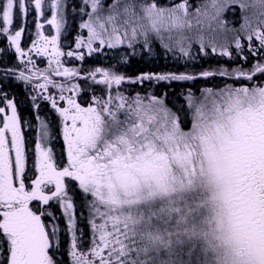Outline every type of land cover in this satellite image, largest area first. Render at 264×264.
<instances>
[{
  "label": "snow or ice",
  "instance_id": "snow-or-ice-1",
  "mask_svg": "<svg viewBox=\"0 0 264 264\" xmlns=\"http://www.w3.org/2000/svg\"><path fill=\"white\" fill-rule=\"evenodd\" d=\"M31 3L43 15V0ZM234 4L256 10L255 26L243 14L239 28L228 26L223 16ZM83 5L80 12L87 19L80 27L88 35L86 40L76 38V48L87 47L89 54L104 46L132 48L142 38L144 47L158 41L166 52L191 61L197 60L194 43L203 56L219 53L232 59L235 53L245 63L253 60L247 68L145 73L136 77L139 82L219 75L249 83L205 88L200 97L189 90L184 97L190 114L187 128L164 96L109 91L82 106L72 96L60 95L66 107L58 106L55 96H45L61 117L67 163L59 167L52 148L43 146L49 125L41 120L38 175L28 185L21 118L16 103L5 95L0 107V264H63L56 259L58 242L53 239L59 226L49 228L43 219L52 213L30 206L53 199L72 232V264H264V81L253 82L257 74L264 76V0H199L195 5L189 0H83ZM17 8L23 23L27 0L0 3V35L11 32ZM50 9L47 23L56 35L38 33L33 49L51 57L55 75L78 76L59 59L64 55L58 46L65 23L63 0H50ZM23 31L21 27L6 37L21 57ZM97 41L100 47L94 48ZM67 55L84 59L82 53ZM45 72L39 73L44 83L36 87L47 91L52 85L63 92L65 86ZM88 76L109 90L130 79L99 67ZM17 79L30 81L32 76L20 71ZM79 87L73 84L68 91ZM65 178L78 182L85 197H91L93 238L87 251L78 243ZM48 186H54L50 194Z\"/></svg>",
  "mask_w": 264,
  "mask_h": 264
},
{
  "label": "rangeland",
  "instance_id": "rangeland-1",
  "mask_svg": "<svg viewBox=\"0 0 264 264\" xmlns=\"http://www.w3.org/2000/svg\"><path fill=\"white\" fill-rule=\"evenodd\" d=\"M5 2V0H0V3ZM28 2V6L30 5V7L28 8L29 14L32 15V18L34 17V14L36 12L34 5L31 3V0H27ZM189 2L193 5L197 4L199 2V0H189ZM245 2H247V0H245ZM64 3V27L61 29V33L60 35L62 36L63 34H65L66 37H68L66 44L69 45L68 48H64L63 46H60L59 48L61 49V51L64 53V55L62 57H60V61L63 67H67L70 69H76L79 72L78 76H73L71 78H67V77H63L60 78L58 76L55 75L54 72H52L50 70V66L48 61L51 59V57L49 56L48 60L46 61V64L44 66V69H49V71H47L45 74L49 75L54 81H56L59 84H63L65 86V90L63 92H61V90L59 88H56L52 85H48L47 91H40L38 93H30L29 98H27V91L25 92H21L20 93V97L26 99H31L33 96L38 97L36 99V101L34 102V106H31V104H27V106H21V113L23 115H27V113L29 114V118L27 119V130L28 133H26L29 136V140H28V136H27V141L30 143V152L33 150V144L35 142H38V137L40 134V124H41V120L45 121L46 123H48L49 125V130L52 129V132H54L55 136L60 137V139L57 138V141L54 142V144L52 145L51 143V135L49 132V139L48 141L44 142L43 146L45 147H51L53 150V154H54V160L57 163V165L59 167H63L66 165L67 163V154H66V145L64 143L63 140V134H62V123H61V117L59 116V113H57L55 111V109L52 108L51 102L48 100H45L44 97L48 96V95H53L55 96L56 100H57V104L60 107H66L67 103L66 101H61L59 99L60 95H63L65 97L68 96H72L74 99L77 100L78 103H81L82 106H87L88 103L92 102V97L93 96H97V97H106V93H108L109 91L112 92V94H115L116 91H119L120 93L127 95V96H134L135 94L139 93L142 96H146L148 94H155L158 96H164L165 97V101H167V90L172 89L174 84L176 83V85L182 86V85H187L188 87L191 86V84H194V82H192L193 80H186V81H162L160 87L158 88L159 91H157L155 88L148 90L147 88H139L136 89L135 91L133 89H125L123 87L120 86H116L113 85L112 89L109 90L106 88L105 85L103 84H98L95 81H93L92 79L89 78H82L81 75H83L89 68H90V64L87 62V56H92L97 55L98 53L102 52L103 50H107L108 54H112V55H116L117 57H120L119 61L117 62V64L124 62V55L126 53H129L130 55H137L139 53L140 50H153L156 49L157 51H160L161 54L166 53L167 55H170V57H173L174 54L171 52H166L165 49H163L158 41H154L151 45L150 48L148 47H144L143 46V40L142 38L132 47L129 48L127 44L124 45H120L116 48H108L107 46H104L100 49V51L97 52H92L91 54H89V50L87 47H82L80 49L76 48V38L78 36H83L85 38V40L87 39V30L86 29H82L80 27V24L82 23L83 20L87 19V16L83 15L80 12V8L83 7V0H63ZM71 5V6H70ZM42 11H43V15L45 16V22H44V26H48L47 28V35L49 36H53L56 35V31L55 28L51 25H49L47 23V20L51 19V15H52V11L50 9V0H43V7H42ZM255 9H247V10H242L239 7V4H234L231 5L224 13L223 19L228 21V26L230 28H239L240 24L243 22L241 19L242 14L243 15H247L249 17V19L253 22V26H255V22H256V18L253 15V13L255 12ZM27 15V14H26ZM14 19H13V24L10 26V28L12 27V29L14 30L13 32L10 33H6L3 35H0V38L3 37V39H7V35L8 34H14L15 31L20 30V28L25 24L22 23L21 21V14L17 9H14ZM27 17V16H25ZM67 17L71 18L72 21H67ZM74 21V24H73ZM70 24L69 28L66 29V25ZM29 25H31L28 29L29 32L32 34H37V24L31 22ZM66 29V31H64ZM24 33L22 32V35ZM27 36V35H26ZM11 45L9 43H6L3 45V47H1L0 44V53H7L8 51H11ZM27 47V46H26ZM93 47H100L99 46V42H94L93 43ZM199 45L198 44H193V51L196 52L198 51ZM111 49V50H110ZM27 50V48H26ZM69 51L75 52V53H82L84 56V59L81 60L79 59L78 55H73V56H68L67 53ZM245 52L244 55H247V48H245ZM199 53V52H198ZM216 54L218 56L219 53H213ZM178 55V54H177ZM176 56V55H175ZM123 57V58H121ZM229 61L232 62V59H230L229 57H227ZM249 60H251L250 63H253V60L249 58ZM112 63V61H111ZM239 63L238 66L241 65H245V62H243L240 58V60L237 62ZM204 68L206 69H213L216 67H228L231 68L233 66L229 65L228 63H225L224 65H217L213 62H204ZM228 65V66H227ZM13 66H18L17 64L13 65ZM236 66V65H235ZM234 66V67H235ZM52 68L55 67V63H53V65L51 66ZM244 67V66H243ZM14 68V67H13ZM247 68V67H245ZM20 70L27 72V66L25 67V69H21ZM62 70V68H61ZM205 70V69H203ZM191 72L192 70L190 67L186 68H181V69H170L169 72H176V73H181V72ZM19 75V73H15V72H0V94L2 92V84H8V89H12V90H19L18 89V84L21 85L24 89H27V81L25 80H18L17 76ZM259 74H257L256 77H258ZM217 77H221L219 75H217ZM222 81H220L217 85H208L206 87H203V81H199V85H197V89H194L192 86L189 88V90H191V92L196 96V97H200L201 92L203 89L205 88H213V89H218V88H223L226 84L227 85H234V86H240L241 84H246L249 83L248 81H246L245 83H236L234 84L233 81H230L231 78L228 77H221ZM262 77L258 78V80H254L253 82L258 83V82H262L264 81L263 79H261ZM39 80H32L29 81L30 84L32 85H37L38 83H44L43 78H39ZM202 79V78H201ZM207 78H203L202 80H205ZM256 79V78H255ZM177 82H180V84H177ZM73 84H79L80 87L78 89V91L76 92H70L68 91L69 88H71V86ZM182 84V85H181ZM168 86L170 88H168ZM183 87V86H182ZM184 88V87H183ZM181 90V89H180ZM182 91V90H181ZM176 92L175 96H177L178 93L181 94L180 98L181 100H183V104L185 107H183V109L181 110L182 114H183V118H181V120L183 121L186 118V113H187V123L186 125L182 124V126H184L185 128L190 127V114L188 112L187 109V104L186 101L184 99L185 96H187L188 92ZM10 94H13L14 92L9 91ZM7 96L8 99L9 95L6 93V91H4V93L2 94V98L4 96ZM33 101V100H32ZM43 104V105H42ZM168 104V103H167ZM38 105V107L36 106ZM169 107L170 104H168ZM1 107V105H0ZM176 107V106H175ZM174 111V110H173ZM1 115V114H0ZM24 124V122H23ZM29 125V126H28ZM58 131V132H56ZM57 142H60L59 144H57ZM34 153H29V162H35L36 158H37V153L36 151H33ZM65 181H70V183H66L68 186L66 188V191L68 192V195L72 197V201L74 204V208H73V215L75 217V228L77 226L78 221L79 222H83V220L85 219V222L87 224L86 226V232H89V236L88 238H83L85 241L80 242L78 237V243L79 246L87 251V249L91 246V241L93 238V230L92 227L89 223L91 216L89 214V208H88V201L91 199V197H85V195L79 190L78 188V182L72 180L71 178H66ZM49 206H47V210H45L46 212H51L52 216H45L46 219H44L46 221V223L50 226H52L53 223L57 224L59 226V231L57 233V236L54 239V244H56L57 242L60 243L64 238V260L61 259V261H63V264H72L71 261V257L68 255L69 249H70V245H71V238H72V232H70L68 230V223H67V217L64 216L63 214V209L61 208L59 202L55 199L50 200L48 203ZM49 209V210H48ZM77 214H79V220L77 219ZM50 217H54L55 219H51L48 220V218ZM57 221H59V224L57 223ZM99 222V221H98ZM63 227H60L62 226ZM50 226V228H51ZM77 230H79L77 228ZM81 232V231H79ZM61 248L59 247V244L57 245V250L56 253L58 252V250H60ZM56 259L60 260V256L58 255V253L56 254Z\"/></svg>",
  "mask_w": 264,
  "mask_h": 264
},
{
  "label": "flooded vegetation",
  "instance_id": "flooded-vegetation-1",
  "mask_svg": "<svg viewBox=\"0 0 264 264\" xmlns=\"http://www.w3.org/2000/svg\"><path fill=\"white\" fill-rule=\"evenodd\" d=\"M29 11V10H27ZM27 17H24L23 20V35H21L20 38V47L21 49L24 51L25 55L24 56H20L19 54L16 53L15 51V47L11 46V51H8L7 53L3 52L0 53V72H15V73H20L19 68L21 69H25V67L27 66V72H25V75H29L32 76V80H39V78H43L42 76L39 75L40 72H45L44 66L46 64V61L48 60L49 56L46 55H37L36 51L33 49V41H39V37H38V33H42L44 36L47 37H51L49 35H47V28L48 26H44V22H45V16L44 15H38L37 12H35L34 17L32 18V15L29 14V12H27ZM31 22L33 23H39L42 25L41 28L37 29V34H32L29 32V27L31 25H29ZM14 30L11 27V32H13ZM27 35V36H26ZM68 37H66L64 34L59 37V41H58V46H63L64 48H68L69 45L66 44ZM9 43L10 42L7 39H3V37L0 38V44L1 47H3L4 44ZM27 46V47H26ZM27 48V50H26ZM31 49V51H29ZM49 51H51V46H49ZM144 53H140L137 57L144 59L143 56ZM62 57V56H61ZM124 58V63L127 64L129 62L130 57L128 55H125ZM150 57L153 59H157L158 55L156 52H152V54L150 55ZM123 58V57H121ZM133 58V57H132ZM87 62L91 65L90 68L83 74L81 75L82 78H89L88 76V72L94 70L95 68H104V69H110L113 72H116L117 74L120 75H124L127 78L130 79H126L125 81H123L121 83V85H119L120 87H123L125 89H130V88H136V87H145L149 90L154 89V88H159L161 85L160 81H157L155 79L153 80H145L143 82H139L136 80L137 76H140L141 74H161L160 73V69L156 68H142V69H138L139 71L133 74H129V73H124L125 68H119L117 65H113L111 63V58H110V54L107 53H103L100 54L98 53L97 55H92V56H87ZM28 61H31V63H28ZM144 62V61H142ZM140 62V63H142ZM17 64L18 66H13ZM14 67V68H13ZM12 70V71H9ZM46 73V72H45ZM57 76V75H56ZM60 78H62V76H58ZM101 78L100 74L98 73L96 75V81H98ZM52 79V78H51ZM93 80V79H92ZM94 81V80H93ZM41 84V83H38ZM2 92L0 94V105L1 107H4V101L2 98V94L4 93V91H6V93L9 95V98H11L17 105V113L21 118V132L24 136V142H25V156H26V162H25V176L27 177L25 183L26 185L30 184L31 179H34L36 175H38V173L36 172V168H35V162H29V153H34L33 151H36V148H33V150L30 152V143L27 141V134L28 130H27V119L29 118V114L27 113V115H23L21 113V106H27V104H31V106H34V102L31 99H28L30 96V93H38L40 91H43V89H39L36 87V85H32L30 84L29 81H27V89H24L21 85L18 84V89L19 90H12V89H8V84H2ZM9 91L14 92L13 94H10ZM27 91V98L24 99L23 97H20V93ZM38 98V97H37ZM43 105V104H42ZM7 111V109H6ZM2 115H0V118H2ZM24 122V124H23ZM29 126V125H28ZM50 135H51V143L52 145L54 144V142L57 141V138L60 139V137L55 136L54 132H52V129L49 130ZM58 132V131H56ZM28 140H29V136H28ZM61 140V139H60ZM60 142H57V144H59ZM37 144V142H35L33 144V147H35ZM37 153V151H36ZM14 156V153H13ZM66 179V178H65ZM65 183V188H67V184L66 183H70V181H64ZM49 190L54 191V186H48V188L45 189L46 192H49ZM50 194V192H49ZM30 206L33 208V210L35 211L36 209H41V210H47V205H44L42 202L39 201H33L31 202ZM49 210V209H48ZM43 219H46V217H43ZM53 219L52 217L48 218V220ZM47 221V220H46ZM45 221V223H46Z\"/></svg>",
  "mask_w": 264,
  "mask_h": 264
},
{
  "label": "trees",
  "instance_id": "trees-1",
  "mask_svg": "<svg viewBox=\"0 0 264 264\" xmlns=\"http://www.w3.org/2000/svg\"><path fill=\"white\" fill-rule=\"evenodd\" d=\"M160 53H159L160 56L157 59H155V58L152 59L150 57V54H147L145 52L143 54L144 59L139 58L137 56H135L133 58L131 56H129L130 59H129V62L127 64H125L124 62L117 64V62H120V61L117 60L118 57L116 55L111 54L110 58H111L113 65H117L119 68H125L124 73L127 72L129 74H133L135 72L137 73L142 68H150V69L151 68H153V69L158 68L160 70H161V68H168L170 70V69H181L183 67L186 68V66L190 67L193 70L192 73H196L198 71H201L202 69H206V68H204L205 67L203 64L204 62H206V63L213 62L217 65H219V64L224 65L225 63L229 62V65L234 67L235 65L236 66L239 65V63H237V62L240 60V56L236 55L235 53H233L232 62L228 60L227 56H218L216 54H210L209 56H203L202 54L198 53V51H196V52L193 51V54L197 56V60H195V61L180 58L178 55L170 57V55H167L166 53H163V54H160ZM142 61H144V62H142ZM140 62H142V63H140ZM250 62H251V60H248L245 63V65H242V66L250 67L252 64ZM225 66H226V64H225ZM260 77H262L261 79L264 80V76H260V75L258 77H256L255 80H258V78H260ZM202 79L197 78V79L193 80L192 82H194V84H192V87L194 89H197V85H199V81H203V87H206L208 85H217L220 81L224 80L221 77H217V76L208 77L205 80H202ZM230 81H233L234 84L246 82L245 80L236 81L235 79H232V78L230 79ZM177 84H180V82H177ZM182 86L178 87L175 83L172 89L167 90L168 103L170 104L171 108L177 112V114L180 116V118H183V114H182L181 110L185 106L183 104V100H181V98H180L181 94L178 93L177 96H175V93L179 92L181 90L183 92H189V89L186 87L187 85L184 84ZM168 88H170V87L168 86ZM133 90H135V88H133ZM157 91H159V89L156 90V93H157ZM185 116H186V118L183 121L181 120L182 124H184V125H186V123H187V113ZM83 227H84V224H83ZM82 229H81V231H82ZM83 232H84V236H86V229H84ZM64 241H65V238L61 241V246H62V257L61 258L62 259H64V247H65Z\"/></svg>",
  "mask_w": 264,
  "mask_h": 264
},
{
  "label": "bare ground",
  "instance_id": "bare-ground-1",
  "mask_svg": "<svg viewBox=\"0 0 264 264\" xmlns=\"http://www.w3.org/2000/svg\"><path fill=\"white\" fill-rule=\"evenodd\" d=\"M191 86H192V84H191ZM191 86H189V87H188V86H186V87L189 89Z\"/></svg>",
  "mask_w": 264,
  "mask_h": 264
}]
</instances>
